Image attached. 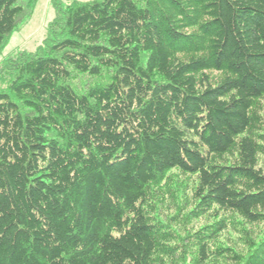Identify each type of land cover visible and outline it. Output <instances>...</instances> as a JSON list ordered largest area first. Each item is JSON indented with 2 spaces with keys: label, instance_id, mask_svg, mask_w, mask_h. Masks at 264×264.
<instances>
[{
  "label": "trees",
  "instance_id": "trees-1",
  "mask_svg": "<svg viewBox=\"0 0 264 264\" xmlns=\"http://www.w3.org/2000/svg\"><path fill=\"white\" fill-rule=\"evenodd\" d=\"M39 1L0 0V264H264V0H52L5 55Z\"/></svg>",
  "mask_w": 264,
  "mask_h": 264
},
{
  "label": "rangeland",
  "instance_id": "rangeland-1",
  "mask_svg": "<svg viewBox=\"0 0 264 264\" xmlns=\"http://www.w3.org/2000/svg\"><path fill=\"white\" fill-rule=\"evenodd\" d=\"M54 17L55 11L52 0H40L33 15L19 22L17 31L12 35L9 43L4 48V54H13L19 50L35 52L42 44L47 33L48 25ZM262 163L264 166V161ZM168 214V216H171L174 214V211H170ZM178 222L180 225L174 228L177 232L187 228L190 224L187 219L182 217L179 218ZM195 224L200 225L201 220H196Z\"/></svg>",
  "mask_w": 264,
  "mask_h": 264
}]
</instances>
